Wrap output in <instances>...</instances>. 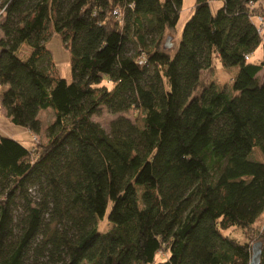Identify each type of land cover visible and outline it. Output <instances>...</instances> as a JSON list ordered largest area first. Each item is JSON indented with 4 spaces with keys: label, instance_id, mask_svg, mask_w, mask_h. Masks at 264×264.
Instances as JSON below:
<instances>
[{
    "label": "trees",
    "instance_id": "obj_1",
    "mask_svg": "<svg viewBox=\"0 0 264 264\" xmlns=\"http://www.w3.org/2000/svg\"><path fill=\"white\" fill-rule=\"evenodd\" d=\"M181 1L0 0V105L32 135L54 112L44 142L0 132V264H249L256 240L264 264V5L195 0L171 52ZM216 61L231 81L203 80ZM101 105L136 113L107 131Z\"/></svg>",
    "mask_w": 264,
    "mask_h": 264
},
{
    "label": "rangeland",
    "instance_id": "obj_2",
    "mask_svg": "<svg viewBox=\"0 0 264 264\" xmlns=\"http://www.w3.org/2000/svg\"><path fill=\"white\" fill-rule=\"evenodd\" d=\"M195 0H182L179 10V19L174 28L167 27L162 33V39L165 40L166 35H172L170 39L173 38V46L171 47V52L174 51L176 45L180 39V34L182 30V26L192 11V7L194 5ZM262 5H264V0H261ZM220 4L219 0H213L210 2V6L212 10H215ZM155 33L149 32L148 35L150 37L155 36ZM47 48L50 51L51 59L54 62L55 68L58 71V74L65 77L67 80L72 78V66L70 62L69 52L64 47L61 38L58 34H53L47 43ZM127 50L129 54L133 51V45L131 42L127 43ZM262 52V44L256 46L251 53L250 58L252 60L258 61L263 57ZM238 70V66L233 65L229 67H223L219 64L218 61L215 62L214 69L209 68L204 70L203 72V80H214L217 82H229L232 77L236 74ZM258 79L262 80L264 77V68L257 73ZM4 85L0 86V94L3 90ZM2 108V106H1ZM0 108V132L15 136L17 139L21 140V142L26 146H31L33 144V136L32 132H30L25 127L16 124L10 120V118L6 115L4 109ZM136 111L134 109H126L123 111H113L105 105H101L98 110L90 115V118L94 121H97L103 128L107 131L109 130L110 122L112 119L122 114L133 120ZM39 118V130L33 134L36 135L37 140L39 142H44L48 138L46 127L52 122L54 118V112L51 106L47 108H41L38 112ZM249 158L254 160H264V153L260 150L258 145H253L252 151L249 155ZM264 221V209L257 216L255 227L256 231H258ZM110 226L107 221L106 215L105 217L98 222V229L100 231H105ZM227 232V231H226ZM240 235V234H239Z\"/></svg>",
    "mask_w": 264,
    "mask_h": 264
},
{
    "label": "water",
    "instance_id": "obj_3",
    "mask_svg": "<svg viewBox=\"0 0 264 264\" xmlns=\"http://www.w3.org/2000/svg\"><path fill=\"white\" fill-rule=\"evenodd\" d=\"M168 39H169V35L166 37L165 43L163 44L164 47L169 46V43L167 42ZM251 251L252 253H251V259H250L249 264H256L260 259V255L262 251V243L260 240H256L252 243Z\"/></svg>",
    "mask_w": 264,
    "mask_h": 264
},
{
    "label": "built area",
    "instance_id": "obj_4",
    "mask_svg": "<svg viewBox=\"0 0 264 264\" xmlns=\"http://www.w3.org/2000/svg\"><path fill=\"white\" fill-rule=\"evenodd\" d=\"M114 12L117 14V16H121L118 8H115ZM257 19L260 21L257 29H258V31H261V29L263 27V16L261 14H259L258 12H257ZM248 56L249 55H246L245 57L248 58ZM144 61H145V58L140 59V62H144ZM0 108H1V105H0ZM32 136H33V141H35V142L38 141L36 135H32Z\"/></svg>",
    "mask_w": 264,
    "mask_h": 264
},
{
    "label": "crops",
    "instance_id": "obj_5",
    "mask_svg": "<svg viewBox=\"0 0 264 264\" xmlns=\"http://www.w3.org/2000/svg\"><path fill=\"white\" fill-rule=\"evenodd\" d=\"M0 86H2V85H0ZM1 109H3V107L1 108ZM5 111V110H4ZM31 132V131H30ZM15 137V136H14Z\"/></svg>",
    "mask_w": 264,
    "mask_h": 264
}]
</instances>
